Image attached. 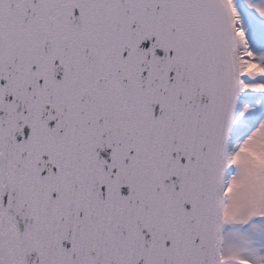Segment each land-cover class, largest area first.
Returning <instances> with one entry per match:
<instances>
[{
  "label": "water",
  "instance_id": "1",
  "mask_svg": "<svg viewBox=\"0 0 264 264\" xmlns=\"http://www.w3.org/2000/svg\"><path fill=\"white\" fill-rule=\"evenodd\" d=\"M238 96L229 0H0V264H220Z\"/></svg>",
  "mask_w": 264,
  "mask_h": 264
},
{
  "label": "rangeland",
  "instance_id": "2",
  "mask_svg": "<svg viewBox=\"0 0 264 264\" xmlns=\"http://www.w3.org/2000/svg\"><path fill=\"white\" fill-rule=\"evenodd\" d=\"M250 56L239 54V109L231 129L221 264H264V0H231Z\"/></svg>",
  "mask_w": 264,
  "mask_h": 264
},
{
  "label": "bare ground",
  "instance_id": "3",
  "mask_svg": "<svg viewBox=\"0 0 264 264\" xmlns=\"http://www.w3.org/2000/svg\"><path fill=\"white\" fill-rule=\"evenodd\" d=\"M233 14H234L235 25L237 26L236 32H237V37H238V51H239V54L243 58H245V57L250 56V52H249V49H248L249 47L246 44L245 37L242 35V30L240 28V25H239V22L237 20V17L235 15V13H234V10H233ZM237 109H239V103H237ZM227 177H228V171L226 170L225 171V183L227 181Z\"/></svg>",
  "mask_w": 264,
  "mask_h": 264
}]
</instances>
